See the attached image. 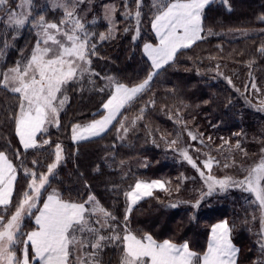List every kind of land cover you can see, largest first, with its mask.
<instances>
[{
  "label": "trees",
  "instance_id": "obj_1",
  "mask_svg": "<svg viewBox=\"0 0 264 264\" xmlns=\"http://www.w3.org/2000/svg\"><path fill=\"white\" fill-rule=\"evenodd\" d=\"M17 1L13 0L12 7ZM101 1L103 5L116 1L120 9L116 14V38L97 45L98 55L92 57L91 65L100 74L92 77L96 81L95 87L88 85L87 80L83 91L80 84L69 87V102L59 115L60 126L49 125L47 133L37 134L38 143L47 139L50 144L23 149L13 118L19 111V94L0 86V151L5 152L17 169L13 201L19 200L32 179L25 176L24 169L36 172L37 179L40 174H47V165L53 163L55 146L59 143L63 149L62 162L38 207L43 205V199L52 189L58 190L64 199L76 202H84L89 195H94L104 209L122 221L127 206L125 193L134 187L136 180L171 181L168 185L170 193L154 189L152 197L133 206L129 217L133 232L138 235L149 233L157 241L188 242L192 251L202 254L211 225L226 219L234 225L232 241L240 250L238 264L264 261L257 243L260 212L256 205L250 204L254 197L232 188L226 192H213L201 200L198 207H193L200 193L207 192V186L199 172L160 139L162 135L169 141L177 139L179 133L180 140L175 147L188 148L189 154L206 174L202 165L207 158L205 154L215 157L220 163L213 165L211 174L217 178L243 179L246 170L257 164L255 159L261 158V148H264V111L258 110L260 101L264 100V54L258 51L264 45V20L260 19L264 16V0H228L227 5L223 0H213L203 14L204 31L201 35L204 38L190 48L180 50L174 62L165 65L153 77L149 89L121 109L122 115L105 133L74 142L71 136L75 123L84 125L105 114L102 104L112 89L103 93L98 91L107 83L101 77H114L119 83L131 87L143 82L153 71L150 59L143 52L145 42H158L151 28L152 1L143 0L141 32L136 41L131 39L135 34V18L125 20L122 0ZM97 6L94 5L87 20L91 21L92 15L97 18L91 29L97 33L98 40V33L106 32L108 26L101 19L102 13ZM130 7L135 10L134 3ZM43 10L49 21L51 18L58 21L62 16L59 10ZM4 19L0 17V72L15 66L21 59V52L25 57L30 56L36 42L35 32L27 24L12 40V32L6 28ZM125 27L132 30L125 33ZM226 78L232 83L229 84ZM253 80L259 92L251 87ZM152 99L155 106L147 107L143 120L132 128V119ZM177 112L186 129L176 123ZM124 117L128 118L125 126L132 128L126 135L122 130L117 132L119 120ZM188 131L198 137L202 133L204 144L199 139L191 140ZM234 133L241 135L235 136ZM208 137H212L211 141ZM153 140L160 146L157 147ZM237 140L247 152L246 156L235 148ZM224 141L229 143L224 144ZM34 160L36 164L32 163ZM233 160L235 166L224 167L225 163L231 165ZM121 161L125 163L121 164ZM181 175L186 178L182 182ZM177 184H180L179 192L175 191ZM174 203L177 206L171 207ZM33 212L36 214L35 209ZM253 215L257 217L255 221ZM34 218L35 215L25 217L24 232L36 227ZM120 256L119 248H106L102 254L103 264H120Z\"/></svg>",
  "mask_w": 264,
  "mask_h": 264
},
{
  "label": "snow or ice",
  "instance_id": "obj_2",
  "mask_svg": "<svg viewBox=\"0 0 264 264\" xmlns=\"http://www.w3.org/2000/svg\"><path fill=\"white\" fill-rule=\"evenodd\" d=\"M89 2L90 0H51V9L62 12L57 23L49 21L43 14L44 10L35 7L34 0H19L15 8L12 7L13 0H0V17L5 18L7 29L19 32L27 24L36 35L30 56L25 57L21 52V59L16 61L15 66L0 72V86L19 94V111L13 118L16 134L24 150L50 144L47 139L38 143L37 133H47L49 125L60 126V112L69 102L68 88L80 84V90L83 91L85 80L88 85L95 87L96 81L92 77L100 76L91 67L92 57L98 55V43L116 38V14L120 9L115 3L103 6L101 19L107 22L108 27L106 32L98 33L97 40V33L91 30L97 20L94 18L88 21L86 15L82 14V6ZM212 2L213 0H153L151 28L159 37V43L143 44V52L150 59L153 71L149 72L143 82L131 87L119 83L114 77H101L107 83L98 91L103 93L106 89H112L107 101L102 104L105 114L84 125L74 124L71 139L78 142L105 133L117 121L118 116L122 115L121 109L131 105L148 90L153 77L165 65L174 62L180 50L190 48L196 41L203 39V14L206 6ZM132 3L135 5L134 11L130 7ZM223 3L227 5L228 0H223ZM142 4L143 0H122V15L125 20L132 17L136 20L135 34L131 37L133 41L139 38L141 32ZM260 19L264 20V16ZM131 30V27L123 29L125 33ZM7 46L5 41V47ZM258 51L264 54V45ZM226 79L229 84L232 83L230 78ZM251 87L260 91L254 80ZM149 106H155L154 99L139 109V115L131 121L132 128L143 120ZM258 110L264 111V100L260 101ZM175 119L177 124L187 128L179 117V112ZM127 120V117L119 120L118 133L122 130L126 135L132 130L125 126ZM187 134L191 140L199 139L204 144L202 133L199 137L191 131ZM233 135L240 136L241 133ZM160 139L165 141L168 149L178 151L199 172L207 186V192L200 193V198L193 207H198L201 200L213 192H226L232 188L254 197L250 204L256 205L260 212V229L257 233L260 238L257 243L264 254V148H261L259 163L247 169V175L243 179L231 176L217 178L211 174L213 165L220 163L215 157L205 154L207 158L202 161V165L207 170L206 174L189 154L188 148L175 147L180 140L179 133L177 139L169 141L163 135ZM211 139L212 137H208L209 141ZM153 143L156 144V141L153 140ZM228 143L224 141V144ZM235 148L247 155L239 140ZM62 151L61 145L56 144L54 162L47 165V174H40L38 179L36 172L24 169L25 176L32 179L15 202L13 196L17 169L5 152L0 151V264H103L102 254L109 247L121 250L120 264H238L240 250L232 241L234 225H230L228 220L211 226V235L203 254L192 251L188 242L176 244L170 239L161 242L149 233L138 235L132 231L129 217L133 206L146 197H152L154 189L170 193L168 185H171V181L136 180L134 187L125 193L127 206L122 221H118L112 212L104 209L94 195H89L84 202H76L64 199L58 190L52 189L46 199H43V206L38 207L43 193L51 186V179L55 178V170L62 162ZM32 163L36 164L37 161ZM123 163L125 162L121 161ZM235 163L233 160L231 165L225 163L224 167L235 166ZM179 179L182 182L186 178L181 175ZM179 190L180 184H177L175 191ZM170 206L176 207L177 204ZM34 209L38 214L33 212ZM33 215L36 229L24 232L25 217ZM256 219L253 215L252 220ZM256 264H264V261H257Z\"/></svg>",
  "mask_w": 264,
  "mask_h": 264
},
{
  "label": "rangeland",
  "instance_id": "obj_3",
  "mask_svg": "<svg viewBox=\"0 0 264 264\" xmlns=\"http://www.w3.org/2000/svg\"><path fill=\"white\" fill-rule=\"evenodd\" d=\"M152 1V3H153V0H151ZM19 2V0L17 1V3ZM34 3H35V7L37 8V9H45V8H51V0H34ZM109 3H117L116 1H109V2H106L105 4H109ZM95 4H98V6H97V10H99L101 13H102V10H103V6L105 5H103L102 4V1L100 2V0H90V2L89 3H85L83 6H82V9H83V13L82 14H85L86 15V19H89L88 18V14L90 13V11L92 10L93 11V7H94V5ZM16 6H14L13 8H15ZM61 12V11H60ZM43 13H44V11H43ZM61 15H62V12H61ZM62 17V16H61ZM61 17L59 18L58 17V21H52L53 20V18H51V20L50 21H52V22H59V20L61 19ZM97 19L95 16H91V19L93 20V19ZM136 20H133V22H135ZM92 30V29H91ZM11 32H12V40H13V36H16L19 32H15V31H13V30H11ZM31 54V53H30ZM104 115V114H103ZM103 115H101V116H103ZM100 116V117H101ZM100 117H98L97 119H100ZM92 121V120H91ZM90 122V121H89ZM88 123V122H87ZM86 123V124H87ZM75 124H81V123H75ZM63 154V153H62ZM260 159L261 158H256L255 160L257 161V163H259V161H260ZM254 160V161H255ZM53 162H54V159H53ZM241 169H242V167H241ZM43 206V205H42ZM41 206V207H42ZM36 214H38V213H36ZM222 220H226V219H222ZM34 221H35V218H34ZM220 221V220H219ZM36 227H37V225H36ZM36 227L35 228H33L32 230H34V229H36ZM32 230H30V231H32Z\"/></svg>",
  "mask_w": 264,
  "mask_h": 264
},
{
  "label": "crops",
  "instance_id": "obj_4",
  "mask_svg": "<svg viewBox=\"0 0 264 264\" xmlns=\"http://www.w3.org/2000/svg\"><path fill=\"white\" fill-rule=\"evenodd\" d=\"M154 33H155V31H154ZM155 35H156V33H155ZM157 37V39H158V42L156 43V44H158L159 43V37L158 36H156ZM38 134V133H37ZM220 221H222V220H220ZM220 221H217V222H215V223H213V224H216V223H219ZM212 224V225H213ZM211 225V226H212ZM210 235H211V228H210V231H209V237H210ZM209 237H208V239H209ZM162 242V241H161ZM184 243V242H183ZM183 243H181V244H183ZM208 243V242H207ZM235 245V244H234ZM236 246V245H235ZM237 247V246H236ZM206 248H207V246H206ZM205 251H206V249H205ZM203 254V253H202Z\"/></svg>",
  "mask_w": 264,
  "mask_h": 264
}]
</instances>
